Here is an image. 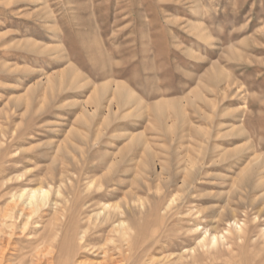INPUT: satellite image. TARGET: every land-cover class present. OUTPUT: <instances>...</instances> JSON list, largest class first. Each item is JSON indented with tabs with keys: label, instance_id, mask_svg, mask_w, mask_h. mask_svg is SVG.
Here are the masks:
<instances>
[{
	"label": "rangeland",
	"instance_id": "1",
	"mask_svg": "<svg viewBox=\"0 0 264 264\" xmlns=\"http://www.w3.org/2000/svg\"><path fill=\"white\" fill-rule=\"evenodd\" d=\"M40 188L11 264H264V0H0V230Z\"/></svg>",
	"mask_w": 264,
	"mask_h": 264
},
{
	"label": "bare ground",
	"instance_id": "2",
	"mask_svg": "<svg viewBox=\"0 0 264 264\" xmlns=\"http://www.w3.org/2000/svg\"><path fill=\"white\" fill-rule=\"evenodd\" d=\"M107 88H108V86L105 85V86L102 87L101 91H96V94L94 95L95 97H93V100H92V101H94L95 106H99V104L102 103L104 97H106L107 91H109V90H107ZM114 90H115L114 96L110 100V104H109L110 108L111 107L113 108L114 105H116L117 107H122V106H125V105L131 103V101L136 100V96L133 94V92H131L125 86H121L119 84V85H117L115 87ZM103 94H104V96L102 97ZM92 101L90 100V102H92ZM136 138H134V139L136 140ZM195 165H196L195 161H191L190 162V166L195 167ZM249 169L250 168L248 167V169H245L243 171L242 175H243L244 178H246L245 175L248 173ZM244 178H243V180H241L242 183H240L242 187L245 186V182H246L245 181L246 179H244ZM243 189H245V187ZM48 196H49V192L45 191V190H43L41 188L40 189L31 190V191H28V192H24V193H22V194H20L18 196L14 195L13 199L8 204L7 211L4 213V215L1 218L2 219L1 220L2 221V223H1V225H2L1 227L2 228L0 230V264H11L10 261H15L14 259H12V257H8L9 254H11L13 256H16V257H18V255H19L18 254L19 251H17V249H16V252L10 253V251L13 249V248L11 249V246L13 245L12 244V237H13V234L15 232V227L13 226V224L8 225V221H14L15 220V222L17 221L18 223H19V221H21V222H24V226L25 227L28 226V224L31 222V219L33 218V215L36 213V209L41 207L46 202ZM120 213H121V206L120 205H115L113 207L109 206L108 209L104 208V215H103L102 219L106 220V221L115 220L117 218V216L120 215ZM15 226H16V224H15ZM114 232L119 234L122 238H125L126 235H127V229H125L123 227V224H119V225L114 226ZM82 240H83V238L81 239V241ZM82 242H84V240ZM70 245H71L70 242H68L66 240L64 242L62 241L61 244L60 243L58 244L56 235H54V234L50 235V237L45 241V243L43 242L42 244L38 245V248H34V250H33L34 252L32 253V256H31L32 257V260H31L32 263L31 264H56L55 263L56 259L64 257V255H66L69 252ZM72 246H73V244H72ZM78 246H76L77 249H78ZM115 246H118V245H115ZM85 249H87V248H85ZM13 250L15 251V248ZM83 255H85V254L83 253ZM100 255H101L102 260L101 261L99 260V262H97V264H108L110 261L113 262L112 258H114L113 257L114 254L112 253L111 249H101L100 250ZM121 256H123V255H121ZM124 257H126V256H124ZM115 258H117V257H115ZM20 263H23V262H20ZM118 264H119V262H118Z\"/></svg>",
	"mask_w": 264,
	"mask_h": 264
}]
</instances>
